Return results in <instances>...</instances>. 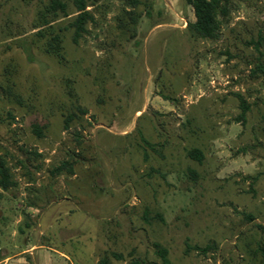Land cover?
Instances as JSON below:
<instances>
[{
	"label": "rangeland",
	"instance_id": "374dc122",
	"mask_svg": "<svg viewBox=\"0 0 264 264\" xmlns=\"http://www.w3.org/2000/svg\"><path fill=\"white\" fill-rule=\"evenodd\" d=\"M46 1L0 0V264H264V0L214 38L187 0H87L28 61Z\"/></svg>",
	"mask_w": 264,
	"mask_h": 264
},
{
	"label": "trees",
	"instance_id": "16d2710c",
	"mask_svg": "<svg viewBox=\"0 0 264 264\" xmlns=\"http://www.w3.org/2000/svg\"><path fill=\"white\" fill-rule=\"evenodd\" d=\"M230 0H187L191 6L195 20L188 23L189 27L201 38H214L217 36L218 22L217 15H225L228 11ZM71 5L72 10H68ZM66 0H47L42 2L41 7L37 9L34 22L29 30L17 33L10 32L7 38L15 39L17 46L25 53L28 61L32 60V47L29 40L21 39L22 35L27 32L34 34L39 38L44 39L43 49L46 53L59 55L60 52V37L54 32V24L61 18H71L69 26L72 27V39L76 41L82 32L86 30V23L92 21L93 17L87 7V0H71V4ZM242 109H246L247 105L241 102ZM71 114L67 116V122L71 118ZM242 117V114L239 115ZM67 124V123H66ZM38 135L40 132L38 130ZM191 157H196L198 160L201 153L198 149H192L189 152ZM62 164L55 168V171H60ZM12 182L9 180L7 169L3 162L0 161V188L7 189ZM202 251L204 249L201 248ZM163 263H167L164 252L160 253ZM106 264V262H101ZM130 264H136L131 262Z\"/></svg>",
	"mask_w": 264,
	"mask_h": 264
},
{
	"label": "crops",
	"instance_id": "0c3cea01",
	"mask_svg": "<svg viewBox=\"0 0 264 264\" xmlns=\"http://www.w3.org/2000/svg\"><path fill=\"white\" fill-rule=\"evenodd\" d=\"M19 258H21V257H17L16 260H18ZM5 262H6V264H15V259H8L7 258V260Z\"/></svg>",
	"mask_w": 264,
	"mask_h": 264
}]
</instances>
